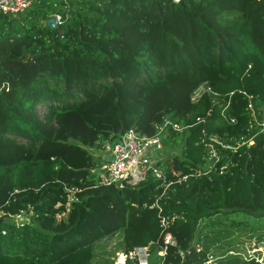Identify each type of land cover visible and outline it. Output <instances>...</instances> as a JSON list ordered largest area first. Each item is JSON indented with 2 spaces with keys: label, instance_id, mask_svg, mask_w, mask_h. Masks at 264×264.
I'll return each mask as SVG.
<instances>
[{
  "label": "trees",
  "instance_id": "trees-1",
  "mask_svg": "<svg viewBox=\"0 0 264 264\" xmlns=\"http://www.w3.org/2000/svg\"><path fill=\"white\" fill-rule=\"evenodd\" d=\"M166 120L162 143L174 152L156 163L162 177L98 183L103 159L89 148L130 127L151 135ZM263 127L264 0L0 10V213L30 211L33 222L0 218V264H94L95 242L117 232L125 252L149 245L165 248L160 264H209L202 232L212 217L264 220ZM213 134L228 145L213 142L215 161ZM217 261L264 264L236 253Z\"/></svg>",
  "mask_w": 264,
  "mask_h": 264
},
{
  "label": "built area",
  "instance_id": "built-area-1",
  "mask_svg": "<svg viewBox=\"0 0 264 264\" xmlns=\"http://www.w3.org/2000/svg\"><path fill=\"white\" fill-rule=\"evenodd\" d=\"M31 3L32 0H0V10L4 13H17L28 8ZM56 17L59 22V14H56ZM167 123H170V121H164L157 131L151 135L140 134L130 127L115 139L106 141L102 147L104 155L99 166L98 183L105 186H134L142 181L149 171L155 177H162L163 172L156 163L160 158V153H162V132ZM172 126L178 128L177 124L173 123ZM213 142H217L222 146L228 145L222 143L215 134L209 136V140H207L209 155L207 158L214 157L215 161L218 155ZM249 142L252 141L249 140ZM70 191L72 192L73 189H70ZM72 198L73 196H71ZM162 224H164V218H162ZM163 242L165 244L173 242L171 233L164 234ZM159 252L160 255H163L165 248H162ZM151 253L149 245H136L125 252L128 261L133 264H149ZM211 260L212 258L208 259L207 262Z\"/></svg>",
  "mask_w": 264,
  "mask_h": 264
},
{
  "label": "rangeland",
  "instance_id": "rangeland-1",
  "mask_svg": "<svg viewBox=\"0 0 264 264\" xmlns=\"http://www.w3.org/2000/svg\"><path fill=\"white\" fill-rule=\"evenodd\" d=\"M201 89V87L196 89L193 93V97L198 95ZM89 149L93 154L99 155L101 158L104 155L102 148ZM170 149L169 146L164 145L159 159L165 158L170 153L174 152L170 151ZM30 215V211L22 210L15 215H3L0 213V218L7 223L33 224ZM212 221L214 225L212 224V226L202 232V235L207 233L209 240L208 256L209 259L212 258L209 264H219L217 259H222L231 253H236L242 258L252 255L259 260H264V220H262L263 222H261V224L254 223L246 226H238L236 224L228 225L230 218L219 215L217 217H212ZM160 262V252H152L149 258V264H160ZM93 263L128 264V258L126 257L122 244L121 232L100 238L95 242Z\"/></svg>",
  "mask_w": 264,
  "mask_h": 264
},
{
  "label": "water",
  "instance_id": "water-1",
  "mask_svg": "<svg viewBox=\"0 0 264 264\" xmlns=\"http://www.w3.org/2000/svg\"><path fill=\"white\" fill-rule=\"evenodd\" d=\"M46 24L48 26L56 27L58 25L56 14H52L50 17H48L46 20Z\"/></svg>",
  "mask_w": 264,
  "mask_h": 264
}]
</instances>
